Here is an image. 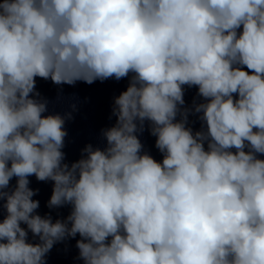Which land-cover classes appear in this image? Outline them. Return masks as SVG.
Returning <instances> with one entry per match:
<instances>
[{
	"label": "clouds",
	"instance_id": "obj_1",
	"mask_svg": "<svg viewBox=\"0 0 264 264\" xmlns=\"http://www.w3.org/2000/svg\"><path fill=\"white\" fill-rule=\"evenodd\" d=\"M129 76L106 147L65 163L72 114L43 115L36 78ZM185 85L206 131L186 126ZM145 122L162 162L142 152ZM260 155L264 0H0V264H46L77 234L83 264H264ZM33 175L67 217L36 212Z\"/></svg>",
	"mask_w": 264,
	"mask_h": 264
}]
</instances>
